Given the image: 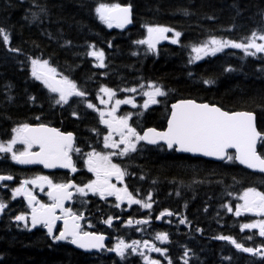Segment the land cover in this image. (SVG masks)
<instances>
[{"label": "trees", "instance_id": "1", "mask_svg": "<svg viewBox=\"0 0 264 264\" xmlns=\"http://www.w3.org/2000/svg\"><path fill=\"white\" fill-rule=\"evenodd\" d=\"M100 4L130 5L133 25L123 31L108 29L97 19L95 9ZM33 12L37 13L35 20ZM262 22L264 0H0V27L9 35L7 45L0 37V138H9L18 124L43 123L74 132L79 148L87 149L101 139L83 99L56 105L57 96L31 78V60L36 58L48 60L60 73L74 78L89 102L95 103L102 85L115 91L137 88L145 81L160 86L167 95L146 113L134 111L135 127H163L168 102L192 98L227 110L253 111L257 128L264 133V54L245 56L239 49L225 48L194 61L191 50L211 36L239 42ZM149 26L173 29L168 38L175 31L181 36L176 44L160 43L149 51L136 43ZM94 48L106 53L103 68L87 55ZM205 80L211 83L205 84ZM258 150L264 151L260 144ZM124 165L134 181L133 191L142 196L153 193L154 210L146 218L151 223L147 232L162 229L163 223L154 222L155 212L165 209L173 213L171 225L165 227L171 264H184L185 260L188 264H264V237L258 228H242L261 218L237 216L224 207L245 188L264 192V175L235 162L218 163L145 145L130 154ZM36 170L12 165L9 155L0 159V174L9 173L13 183ZM0 199L9 204L0 219V264H142L135 257L120 259L112 252L87 255L64 243L52 244L43 230H28L15 221L26 208L21 201H11L7 188L0 189ZM81 204H88L84 208L96 229L119 233L120 222L106 227V219L115 216L110 206L94 200ZM131 214H123V220H131L134 226ZM218 236L231 237L242 247L259 248L262 254L238 250L229 241L216 239Z\"/></svg>", "mask_w": 264, "mask_h": 264}, {"label": "snow or ice", "instance_id": "2", "mask_svg": "<svg viewBox=\"0 0 264 264\" xmlns=\"http://www.w3.org/2000/svg\"><path fill=\"white\" fill-rule=\"evenodd\" d=\"M37 7H39L37 5ZM45 9L40 8V11ZM99 19L112 28L115 25L118 28H123L126 24L131 23L130 8L121 7L119 4H100L96 9ZM187 15V12H185ZM211 18V17H210ZM32 19H37V13H32ZM173 29L163 26L147 27L148 36L146 39L136 41L137 44L147 45L148 50L155 49V44L159 39L166 38L165 33L172 32ZM174 36L179 38L181 32L175 31ZM0 37L3 38L5 45L9 44V35L4 28L0 27ZM257 41H260L259 43ZM178 39H172L171 43L176 44ZM225 48L239 49L245 56H256L258 53H264V22L258 30H254L251 34L241 41L237 42L230 39H218L211 36L206 42L192 47V52L195 53L194 59H202L203 56L216 55ZM9 51L18 52L19 49L9 48ZM136 53H133L135 55ZM90 57H95L99 61L98 66L103 68L104 52L89 51ZM192 60H189L191 63ZM32 76L41 81L51 93L58 94L55 98L56 105H67L71 97L85 98L86 93L80 90L75 82L66 76H61L57 79L56 69L49 66L47 60L32 59ZM205 84L211 83L209 80L203 81ZM147 87L148 90L142 91L144 103L142 107L147 109L150 105L160 103L157 97H165L167 92L160 86L154 83L140 85L141 89ZM104 93L108 100L100 99V103L108 105L116 93L108 88L101 87L99 90ZM122 91L135 93L137 88L131 87L122 89ZM31 99H35L34 97ZM120 105H131L137 107L134 99H115L110 110L105 111L98 109L93 103L88 102L86 107L93 111H98L99 122L106 126L107 135L103 136V148L111 149L109 152H88L87 159L84 163L87 166V171L95 176V179L90 180L83 186H78L71 181L67 183L55 184L47 176H37L34 179H25L21 181L20 186L13 189L12 196L15 198L18 195H23L28 201L31 208V226L42 225L47 229V235L52 238L53 242L67 241L81 249H101L104 247L103 235H97L93 232L84 231L81 227V215L74 214L71 209L65 208V201L73 198V191L80 196H87L89 193L99 195L101 199L107 196H115L117 201L127 200L129 205H140L142 208L151 209V202H144L134 198L133 194L128 191L125 186L117 188L116 184L111 183L113 177L119 182H123L127 174L124 169L117 163H113L112 157H125L129 153L137 151V145L140 141H146L147 144L157 145L164 150L199 154L204 157H213L216 160L236 162L245 165L248 169L258 170L264 173V151L257 150V143L260 142V147L264 149V133L257 130L254 123V116L251 112L246 111H227L221 107L210 105L208 103H196L191 99H181L170 106V115L167 118V127L163 131H157L155 128H149L141 135L136 128L129 124L130 114L117 116L116 112ZM75 115V112L73 113ZM37 119H39L37 117ZM12 136L5 143L0 142V153H11V159L18 164H42L45 168H67L75 172L77 169L73 164L70 153H80V148L74 147V137L71 132L63 133L56 128L46 127L43 124L32 127L25 123L11 129ZM118 137V139H114ZM21 144L24 146L23 151H14V145ZM37 147L38 151H32L33 147ZM234 150L230 153L229 150ZM13 177L0 176V181L12 180ZM143 179V177H141ZM48 186L47 195L51 200L50 204L40 203L36 197L27 189L26 185H39L43 189L44 184ZM179 195V193H177ZM231 195V193H229ZM151 200V193L148 197ZM243 201V204H237L235 214L241 215V212L254 213L256 216L264 217V192L257 191L255 188H247L242 195L238 197ZM119 207V203L116 205ZM7 205L0 202V212H3ZM229 212L232 208L228 205ZM59 210L60 215H57ZM172 216L171 211L161 212V216ZM58 220H63V229L58 235H54L53 229ZM15 221L23 222L24 226L28 227V217L24 214L16 215ZM111 225V217L106 221ZM132 223L131 220L128 221ZM137 224H147L148 220H137ZM181 224L185 223L184 219L180 220ZM242 228L259 229V235L264 237V219L255 223H247ZM156 239L164 242L167 240V235L159 233ZM216 239L227 240L234 244L238 250L253 255H261L259 248L253 249L250 247H242L231 237L218 236ZM139 241L133 240L131 245L125 244L121 240L115 249L117 255L123 257L125 249L131 248L136 251V246ZM144 246L149 251L161 252V249L155 246H150L148 241H144ZM161 254H164L161 252ZM187 256V252H185ZM145 264H159L156 260H149L145 257ZM169 264L171 262L169 261ZM184 264H188L185 260Z\"/></svg>", "mask_w": 264, "mask_h": 264}, {"label": "rangeland", "instance_id": "3", "mask_svg": "<svg viewBox=\"0 0 264 264\" xmlns=\"http://www.w3.org/2000/svg\"><path fill=\"white\" fill-rule=\"evenodd\" d=\"M258 43L260 42V41H257ZM156 43H158V42H156ZM261 54H264V53H261ZM105 57H106V55L104 56V62H106V59H105ZM50 66V65H49ZM51 67V66H50ZM164 123H165V118H164ZM116 137L114 136V139H115ZM34 179V178H33ZM26 187H27V189H32V190H34L36 193H43L44 192V190L48 187L46 184H44V186H43V189H41V187L39 186V185H31V184H29V185H26ZM20 196V195H19ZM241 204H243V201L241 200ZM120 227H121V224H120ZM138 250H139V246H136V251L134 252V253H139L138 252ZM145 250H146V255H147V257H150V253H151V251H149V249L146 247L145 248Z\"/></svg>", "mask_w": 264, "mask_h": 264}, {"label": "water", "instance_id": "4", "mask_svg": "<svg viewBox=\"0 0 264 264\" xmlns=\"http://www.w3.org/2000/svg\"><path fill=\"white\" fill-rule=\"evenodd\" d=\"M130 19H131V15H130ZM130 25V23L129 24H126L125 26H124V28H126V27H128ZM179 100H181V99H179ZM178 100H176V101H174V102H172V104L173 103H176ZM170 106H171V104H170ZM234 111H246V112H251L252 114H253V116H254V123H255V125H256V114H255V112H253V111H248V110H244V109H239V110H234ZM35 126H38V125H34V126H32V127H35ZM147 129H149V128H147ZM146 129V130H147ZM145 130V131H146ZM158 131V130H157ZM230 150H232V149H230ZM234 151V150H233ZM189 154H191V153H189ZM192 155H194V154H192ZM195 155H198V156H201V155H199V154H195ZM204 157V156H203ZM206 158H208V159H211V160H214V161H220V160H216L215 158H213V157H206ZM238 162V161H237ZM239 163V162H238ZM240 164V163H239ZM241 165V164H240ZM242 167H244L245 169H247V170H249V171H252V172H259L258 170H253V169H248L245 165H241ZM259 173H261V172H259ZM264 174V173H263Z\"/></svg>", "mask_w": 264, "mask_h": 264}, {"label": "flooded vegetation", "instance_id": "5", "mask_svg": "<svg viewBox=\"0 0 264 264\" xmlns=\"http://www.w3.org/2000/svg\"><path fill=\"white\" fill-rule=\"evenodd\" d=\"M71 79L72 80H74V78H72L71 77ZM46 125V124H45ZM59 180L60 181H62V182H68V181H70V177L69 176H60L59 177ZM43 201V203H45L46 202V200H42ZM136 209H138L139 211H141V212H146V209L145 208H142V207H136ZM133 226V225H132Z\"/></svg>", "mask_w": 264, "mask_h": 264}, {"label": "bare ground", "instance_id": "6", "mask_svg": "<svg viewBox=\"0 0 264 264\" xmlns=\"http://www.w3.org/2000/svg\"><path fill=\"white\" fill-rule=\"evenodd\" d=\"M212 105H215V104H212ZM215 106H218V105H215ZM219 107V106H218ZM43 125H45V124H43ZM30 126H33V125H30Z\"/></svg>", "mask_w": 264, "mask_h": 264}]
</instances>
